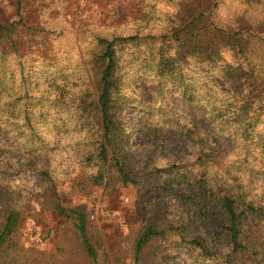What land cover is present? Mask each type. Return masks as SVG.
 Wrapping results in <instances>:
<instances>
[{"label":"trees","instance_id":"16d2710c","mask_svg":"<svg viewBox=\"0 0 264 264\" xmlns=\"http://www.w3.org/2000/svg\"><path fill=\"white\" fill-rule=\"evenodd\" d=\"M232 1L226 18L220 13L224 0H180L164 18L155 14L156 4L143 7L134 34L95 37L85 68L71 79L58 80L61 70L40 58L8 61L17 46L0 50V256L15 246L10 240L31 193L72 222L98 263L87 213L66 206L57 189L56 146L69 138L82 145V183L132 186L158 210L133 239L132 264H172L177 253L190 264L192 258L264 264V0ZM160 20L157 34L138 36ZM12 28L0 25V39ZM189 61L217 69L211 84L227 97L213 102L197 94V84L183 73ZM135 62L138 75L156 84L149 102L128 93L126 65ZM169 86L182 91L168 117L185 152L163 148L159 128L138 129L148 139L149 151L142 154L130 147L124 110L133 105L140 108L137 116L161 122L165 111L158 101ZM153 243L156 250L147 252Z\"/></svg>","mask_w":264,"mask_h":264},{"label":"rangeland","instance_id":"374dc122","mask_svg":"<svg viewBox=\"0 0 264 264\" xmlns=\"http://www.w3.org/2000/svg\"><path fill=\"white\" fill-rule=\"evenodd\" d=\"M146 1L143 4L141 0H0V25L8 27L13 24L12 29L2 30L5 36L0 39V50L11 52L17 46V52L20 53L11 52L8 61L15 57H25L28 61L40 58L47 68L61 70L62 77L58 80L71 79L79 68H85L86 52L94 49L95 37L110 38L113 34L130 36L136 31L132 24L143 7L156 4L155 14L164 18L165 12H173L177 2H180ZM224 1L226 6H223L220 13L226 18L231 10L228 6L234 2ZM160 24L161 20L156 29L148 26L138 36L157 34ZM224 56L230 59L228 54ZM137 63L126 65V76L131 79L128 93L142 102H149V99H153L151 90L156 84L138 75ZM217 72V69L210 70L206 63L195 61H189L183 69L184 76L192 79L200 89L197 94L210 95L213 102L227 97L219 84H211ZM75 84L71 80V85ZM181 94L178 87L169 86L166 89L162 95L163 100L158 101L165 111L161 122H158L159 119L139 117L136 113L140 108L126 106L124 125L129 132L132 149L146 154L149 151L148 139L145 135L141 137L138 129L146 131L159 128L163 133V148L178 147L185 152L175 121L168 117V113H173L172 110L181 99ZM195 114L200 113L195 110ZM207 125L210 134L214 135L212 125ZM56 152L58 156L53 165L59 173L57 189L66 206L87 213V232L95 249L97 264H132L133 239L142 222L159 214L158 210L132 186L108 185L106 182L100 185L82 183L80 179L85 173L80 167H83L82 145H72L69 138L64 139L56 146ZM162 162L167 163L165 159ZM11 167L15 168L14 165ZM22 181L30 182L31 179L24 177ZM28 186L31 187L32 183ZM27 194L30 196L29 201L24 206L18 204L21 206V216L10 240L15 242V246L2 252L0 264H94L83 248L72 222L60 217L47 206L46 201L32 197L31 193ZM155 250L156 245L153 243L146 251L153 253ZM157 253H160V249ZM180 256L177 253L172 264H190L188 259ZM150 260L155 259L151 257ZM192 262L206 264L204 260L195 258H192Z\"/></svg>","mask_w":264,"mask_h":264}]
</instances>
